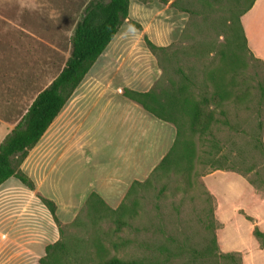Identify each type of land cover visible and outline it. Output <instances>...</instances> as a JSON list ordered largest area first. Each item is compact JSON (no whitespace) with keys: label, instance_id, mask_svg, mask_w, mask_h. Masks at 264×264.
<instances>
[{"label":"rangeland","instance_id":"rangeland-1","mask_svg":"<svg viewBox=\"0 0 264 264\" xmlns=\"http://www.w3.org/2000/svg\"><path fill=\"white\" fill-rule=\"evenodd\" d=\"M90 1L0 0V144L33 98L66 65L71 35ZM249 2L184 3L192 19L177 41L154 52L162 70L154 87L170 92L185 83L184 93L202 105L204 118L214 113L209 133L201 135L184 115L178 163L137 184L123 203L125 213L118 216L94 196L75 222L61 221L60 239L69 247L61 264H105L113 256L141 264H232L218 242L220 224L206 186L213 177L207 181L205 176L218 167L230 169L264 191V60L244 44L238 29ZM187 142L190 159H184ZM237 187L242 188L240 183ZM241 199L256 203L248 193ZM119 217L122 222H117ZM230 227L242 230L236 238L227 230L233 241L243 236L248 243L250 238L257 241L249 222L235 221ZM239 256L244 264L243 254ZM250 257L252 264H264V249Z\"/></svg>","mask_w":264,"mask_h":264},{"label":"crops","instance_id":"crops-1","mask_svg":"<svg viewBox=\"0 0 264 264\" xmlns=\"http://www.w3.org/2000/svg\"><path fill=\"white\" fill-rule=\"evenodd\" d=\"M168 1L130 0L129 18L124 22L132 26L122 23L21 163L36 188L30 189L16 177L0 184V264H41L47 246L61 238L60 227L38 193L56 203V215L63 223L74 221L94 194L117 208L132 185L148 179L172 149L176 125L124 95L125 88L149 91L162 76L146 37L167 47L190 24L192 15L184 4L189 0ZM174 1L178 6L172 5ZM240 18L250 50L264 60V0H250ZM210 178L212 183L206 186L220 224L219 245L225 253L243 254L244 264H252L250 256L264 249L254 235L255 227L264 232V191L230 169H215L205 176L207 181ZM245 193L256 203L241 199ZM234 220L249 222V232L257 241L229 238L227 230L235 238L242 233L240 227H230Z\"/></svg>","mask_w":264,"mask_h":264},{"label":"trees","instance_id":"trees-1","mask_svg":"<svg viewBox=\"0 0 264 264\" xmlns=\"http://www.w3.org/2000/svg\"><path fill=\"white\" fill-rule=\"evenodd\" d=\"M145 1V0H144ZM168 3V0H161ZM254 0H252L253 3ZM130 0H91L85 7L82 17L71 35L72 51L66 65L61 72L53 79V81L44 88L35 97L28 110L22 116L21 120L14 126L10 134L0 144V184L10 177H16L24 185L34 190L36 188L34 181L25 174L20 165L30 152V150L38 143L55 117L61 111L68 98L74 90L83 81L98 57L106 49L111 40L115 37L122 23L129 18ZM173 6H178V2H172ZM131 23L141 28V25L132 21ZM240 36L243 38L244 44L247 45V38L244 34L243 26H238ZM149 48L156 52L165 50L166 47L157 46L146 37ZM188 85L189 78H186ZM179 90L170 92H159L155 87L146 92L137 91L130 88L124 89V95L133 101L141 104L144 108L156 114L158 117L173 122L178 129L177 138L170 152L158 164L155 170L164 171L170 164H177L175 159L177 153V144L181 135V121L184 115H189L191 125L194 129L200 131L201 135L209 133L210 124L215 119L213 111L205 114L202 105L191 100L189 93H184L186 84H180ZM165 95V96H164ZM161 96L163 98L161 99ZM206 107L209 105V98L205 94L203 96ZM187 151L186 157L183 152L184 159H190V143L184 144ZM215 169H221L220 167ZM141 182H135L126 195L127 198L134 193L135 186ZM95 197L101 205L105 206V202L96 194ZM38 196L53 214L60 233L63 237L64 224L56 215V203L38 193ZM91 201L89 202V204ZM125 205L117 208H109L111 211L119 215L125 213ZM78 218L73 221L75 222ZM122 218H117V222H122ZM72 222V223H73ZM254 235L260 240L264 247V232L258 227L254 229ZM223 256L231 261L232 264H242V257L237 252H223ZM69 256V247L62 239L50 244L46 248V254L41 258V264H61L62 258ZM138 259H123L117 256L109 258L105 264H141Z\"/></svg>","mask_w":264,"mask_h":264}]
</instances>
